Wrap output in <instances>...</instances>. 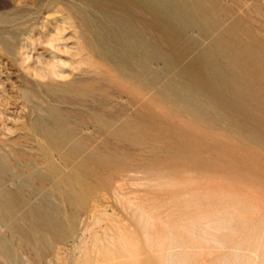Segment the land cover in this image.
Listing matches in <instances>:
<instances>
[{
    "label": "rangeland",
    "instance_id": "obj_1",
    "mask_svg": "<svg viewBox=\"0 0 264 264\" xmlns=\"http://www.w3.org/2000/svg\"><path fill=\"white\" fill-rule=\"evenodd\" d=\"M149 1L165 51L139 82L98 49L80 1L0 0V136L18 152L2 164L19 168L0 264H264V0ZM39 173L64 204L41 202Z\"/></svg>",
    "mask_w": 264,
    "mask_h": 264
},
{
    "label": "bare ground",
    "instance_id": "obj_2",
    "mask_svg": "<svg viewBox=\"0 0 264 264\" xmlns=\"http://www.w3.org/2000/svg\"><path fill=\"white\" fill-rule=\"evenodd\" d=\"M78 1H80V3L82 4V5H84L83 6V10H84V13L87 15V16H89V18H90V20H89V25H87V26H90V28H91V30H92V32H93V35H94V37H95V39L98 41V43H97V45H98V49L99 48H103V50H104V53H105V57H110V58H114L115 60V62L118 64V66H120V68L121 69H123L127 74H129L132 78H133V80L134 79H136V80H139V82H144V81H149V80H151L152 79V76L151 75H149V73H147V69H148V66L150 65L149 63H150V61H151V58L152 57H157L158 59H161L162 58V55L164 54V47H163V45L162 44H160V37L158 36V35H150V34H148V32H150L151 33V30L153 31V29L155 28V27H159V26H161L162 25V21L160 20V18H159V16H160V13H161V8L160 7H156V8H152L151 6H150V4H149V0H78ZM93 5H97V6H102V7H104L107 11H108V8H110V7H114V8H116V12H114V11H109V13L108 12H106L107 13V15H106V13L102 16V15H99V14H97V13H95L94 12V10L92 9V6ZM110 9H113V8H110ZM109 9V10H110ZM101 11H103V10H101ZM125 11H127L128 12V14H125L124 12ZM100 13H102V12H100ZM139 18H141V19H144L146 22H147V25H144V24H142V25H139L136 21L139 19ZM87 21V20H86ZM88 22V21H87ZM128 24V26H127V29H123L122 28V26L121 25H119V24ZM62 25V24H61ZM63 26V25H62ZM64 27H61V29H63ZM49 32V31H48ZM57 32V31H56ZM64 32V31H63ZM63 32H62V34H63ZM61 35V34H60ZM151 36V37H149V36ZM90 37V36H89ZM163 38H165L166 39V37H164L163 36ZM89 39V38H88ZM57 40H59L58 38H57ZM87 40V39H86ZM162 41V40H161ZM168 41V40H167ZM55 42V41H54ZM84 42V41H83ZM51 43V42H50ZM57 43V42H56ZM95 43V42H94ZM162 43V42H161ZM168 43V42H167ZM171 43H173V42H171ZM87 44V43H86ZM57 45V44H56ZM94 45V44H93ZM92 45V46H93ZM169 45V44H168ZM170 45H172V44H170ZM170 45H169V47H170ZM88 46L90 47V45L88 44ZM186 47V46H185ZM84 48V47H83ZM87 48V47H86ZM92 48V47H91ZM96 48V47H95ZM152 48V49H151ZM153 48H157L156 50H154L153 51ZM172 49V48H171ZM175 49H177L176 47H175ZM184 49V48H183ZM187 49H188V47H187ZM215 49H216V47H215ZM91 50V49H90ZM92 50H93V48H92ZM95 51H96V49H94ZM175 51V50H174ZM214 51V50H213ZM92 52V51H91ZM176 52V51H175ZM178 52H179V50H178ZM181 52V51H180ZM187 52V51H186ZM215 52V51H214ZM80 54H82V53H80ZM95 54V53H94ZM177 54V53H176ZM180 54V53H179ZM186 54V53H185ZM76 55H77V53H76ZM83 55V54H82ZM178 55V54H177ZM99 56V55H98ZM165 56V55H164ZM179 57H180V55H178ZM186 56V55H185ZM216 56V55H215ZM64 57V56H63ZM73 57V56H72ZM76 57V56H75ZM79 57H82V56H79ZM78 57V58H79ZM92 57V56H91ZM90 58V57H89ZM93 58V57H92ZM91 58V59H92ZM101 58V57H100ZM66 58H64L63 60L64 61H66L65 60ZM81 59H83V58H81ZM102 59V58H101ZM180 59V58H179ZM57 60H59V59H57ZM57 60H55V62L57 61ZM62 60V59H61ZM62 60V61H63ZM77 60V59H76ZM80 60V59H79ZM78 60V61H79ZM106 61H107V59H105ZM51 61V60H50ZM62 61H60L61 63H62ZM163 61V60H162ZM194 61H197L196 59H194ZM193 61V65H197V64H195V62ZM54 62V61H53ZM52 62V63H53ZM58 63H59V61H57ZM80 62V61H79ZM83 62V61H82ZM110 62V61H109ZM113 62V61H112ZM198 62V61H197ZM220 62V61H219ZM66 63V62H65ZM78 63V62H77ZM77 63H76V65H77ZM79 64V63H78ZM82 64V63H81ZM191 64V63H190ZM190 64H189V66H190ZM199 64V63H198ZM222 64V63H221ZM224 64V63H223ZM222 64V65H223ZM50 65V64H49ZM59 65V64H58ZM72 65V64H71ZM230 65V64H229ZM65 66V65H64ZM159 66V65H158ZM198 66V65H197ZM202 66L203 65H201V69H202ZM220 66V65H219ZM225 65H223V67H224ZM232 66V65H231ZM49 67H51V66H49ZM55 67V66H54ZM62 67H63V65H62ZM72 67H74L73 65H72ZM77 67V66H76ZM75 67V68H76ZM48 68V67H47ZM57 68V67H56ZM80 68H81V65H80ZM196 68V67H195ZM54 69V68H53ZM58 69H59V67H58ZM72 69V68H71ZM94 69H95V67H94ZM100 69V68H99ZM155 69H156V67H155ZM59 70H61V69H59ZM62 70H64L63 68H62ZM88 70V69H87ZM92 70V69H91ZM192 70V69H191ZM203 70V69H202ZM48 71V74H49V70H47ZM81 71V70H80ZM98 72H99V70H97ZM155 71V70H154ZM194 71V70H193ZM205 71V70H204ZM62 72V71H61ZM61 72H60V74H61ZM161 72V71H160ZM166 72V71H165ZM168 72V71H167ZM57 73H59V72H57ZM65 73V72H64ZM94 73H96V72H94ZM100 73V72H99ZM168 73H170V72H168ZM177 73V72H176ZM62 74H63V72H62ZM86 74V73H85ZM98 74V73H97ZM157 74V73H156ZM171 74V73H170ZM169 74V75H170ZM229 74H230V72H229ZM54 75V74H53ZM168 75V76H169ZM204 75V74H203ZM206 75V74H205ZM204 75V76H205ZM233 75H235V73L233 74ZM161 76V75H160ZM160 76H158V78H160ZM170 76H172V74L170 75ZM61 77H64V76H62L61 75ZM102 77V76H101ZM172 77H174V75L172 76ZM206 77V76H205ZM230 77H232V75H230ZM96 78H97V76H96ZM175 78V77H174ZM233 78V77H232ZM237 78V77H236ZM102 79V78H101ZM165 79V78H164ZM173 79V78H172ZM205 79V78H204ZM74 80V79H73ZM73 80H71V81H73ZM80 80V79H79ZM79 80H77V81H79ZM97 80V79H96ZM95 80V81H96ZM163 80V79H162ZM239 79H237V81H238ZM67 81H69V80H67ZM176 81V80H175ZM240 81V80H239ZM70 82V81H69ZM65 83V82H64ZM68 83V82H67ZM95 83H97V82H95ZM172 83V82H171ZM170 83V84H171ZM243 83V82H242ZM242 83L240 84V85H242ZM101 84V83H100ZM104 84V83H103ZM174 84V83H173ZM227 84V83H226ZM232 85H236V84H232ZM98 86H99V82H98ZM103 86V85H102ZM100 87V88H103V87ZM158 86H159V84H158ZM163 86V85H162ZM177 86V85H176ZM175 85H174V89H175V87H176ZM228 86V85H227ZM237 86H239V85H237ZM181 87V86H180ZM231 87V86H230ZM240 87V86H239ZM244 87V86H243ZM94 88H96V86L94 87ZM236 88V87H235ZM242 88V87H241ZM97 90H99L98 88H96ZM104 89V88H103ZM103 89H102V91H103ZM184 89V88H183ZM187 89H189V88H187ZM236 89H238V88H236ZM235 89V90H236ZM94 90V89H93ZM92 90V91H93ZM214 90V89H213ZM243 90H244V88H243ZM90 91V93H91V90H89ZM180 91H182V90H180ZM186 91V90H185ZM231 91V94H232V89L230 90ZM239 91H242L241 89L240 90H237V92L238 93H236V94H239ZM171 92V91H170ZM193 92V91H192ZM191 92V93H192ZM243 92V91H242ZM224 93L226 94V91H224ZM88 94V93H87ZM92 94V93H91ZM93 94H94V92H93ZM99 94V93H98ZM183 94V93H182ZM95 95V94H94ZM97 95V94H96ZM168 95V94H167ZM64 96V95H63ZM82 96V95H81ZM93 96V95H92ZM187 96H188V94H187ZM205 96V95H204ZM214 96V95H213ZM215 96H216V93H215ZM237 96V95H236ZM66 97V96H65ZM69 97V96H68ZM102 97H104V96H102ZM171 97V96H170ZM227 97H228V93H227ZM230 97H231V95H230ZM29 98V97H28ZM86 98V97H85ZM84 98V96H83V98L82 97H80V98H78V100L79 101H84L85 102V100L87 99H85ZM90 98H92V100L94 101H97V102H99L98 100H96V99H94L95 98V96H94V98L93 97H91L90 96ZM89 98V99H90ZM229 98V97H228ZM227 98V99H228ZM233 98V97H232ZM57 99H59V98H57ZM122 99V98H121ZM127 99V98H126ZM172 99H174V98H172ZM234 99H235V97H234ZM29 100V99H28ZM76 100V99H75ZM104 99H102V101H103ZM224 100V99H223ZM239 100H240V98H239ZM29 101H31V100H29ZM43 101V100H42ZM50 101V100H49ZM62 101V100H61ZM65 101H66V99H65ZM87 101V100H86ZM202 101H204L205 102V100H202ZM228 101V100H227ZM226 101V102H227ZM48 102V101H47ZM96 102V103H97ZM109 102H112V100H110ZM132 103H133V101H131ZM130 102V103H131ZM216 102H218V101H216ZM231 103H232V101H230ZM233 102H234V100H233ZM243 102V101H242ZM70 103V102H69ZM88 103V102H87ZM206 103V102H205ZM204 103V104H205ZM32 104V103H31ZM75 104V103H74ZM92 104V103H91ZM95 104V103H94ZM208 104V103H207ZM213 104V103H212ZM219 104V103H218ZM234 104V103H233ZM238 104H239V102H238ZM36 105V104H35ZM79 105H80V102H79ZM98 105H99V103H98ZM105 105V104H104ZM108 105V104H107ZM209 105V104H208ZM111 106V105H110ZM114 106V105H113ZM125 106H127V105H125ZM213 106V105H212ZM217 106V105H216ZM231 106H232V104H231ZM103 107V106H102ZM201 107V106H200ZM210 107V106H209ZM214 108H215V106H213ZM239 107H241V104H239L238 105V108ZM114 108V107H113ZM127 108V107H126ZM233 108V107H232ZM242 108V107H241ZM89 109V108H88ZM96 109V108H95ZM203 109V108H202ZM204 109H206V107L204 108ZM224 109V108H223ZM222 109V110H223ZM99 110V109H98ZM96 111L97 113L99 112V111ZM101 110H103V108H101ZM208 110H209V108H208ZM213 110V109H212ZM221 110V109H220ZM227 110H229V109H227ZM245 110V109H244ZM93 111V110H92ZM113 111V110H112ZM124 111V110H123ZM216 111V110H215ZM237 110H236V108H235V111H233V112H236ZM96 112L94 113V114H96ZM103 112H104V110H103ZM103 112H101V113H103ZM115 112V111H114ZM125 112V111H124ZM206 112V111H205ZM227 112V111H226ZM238 112V111H237ZM244 112V111H243ZM100 113V114H101ZM116 113V112H115ZM117 113H119V111H117ZM122 113V112H121ZM127 113V112H126ZM126 113H124V114H126ZM240 113V112H239ZM248 113V112H247ZM247 113H246V116H247ZM104 114V113H103ZM120 114V113H119ZM228 114V113H227ZM121 115V114H120ZM123 115V114H122ZM228 115H230V114H228ZM238 115V114H237ZM242 115V114H241ZM95 116V115H94ZM111 116H113V115H111ZM244 116H245V113H244ZM251 116V115H250ZM91 117V116H90ZM248 117H249V115H248ZM96 118H97V116H96ZM231 118H233L232 116H231ZM93 119H94V117H93ZM241 119H242V116H241ZM251 119H252V116H251ZM256 119V118H255ZM89 120V119H88ZM87 120V121H88ZM98 120V119H97ZM229 120H231V119H228V121ZM248 120V119H247ZM257 120V119H256ZM242 121H243V119H242ZM252 121V120H251ZM107 122V121H106ZM224 122V121H223ZM232 122V121H231ZM235 122V121H234ZM245 122H246V120H245ZM255 124H256V121H253ZM91 122H89V124H90ZM112 123V122H111ZM124 123V122H123ZM122 123V124H123ZM250 123V122H249ZM98 124V123H97ZM125 125H126V123H124ZM235 124V123H234ZM103 125V124H102ZM112 125H114V122L112 123ZM229 125V124H228ZM246 125H248V124H246ZM117 126V125H116ZM124 126V125H123ZM130 126V125H129ZM133 126H134V124H133ZM237 126V125H236ZM252 126V125H251ZM100 127V126H99ZM126 127V126H125ZM246 127H249L250 128V126L248 125V126H245V129H247ZM2 128V127H1ZM123 128V127H122ZM131 128V127H130ZM252 128V127H251ZM251 128H250V130H251ZM254 128H256V127H253V129ZM262 128V127H261ZM240 129V128H239ZM258 129H260V127L258 128ZM249 130V129H248ZM262 130L260 129V132H261ZM246 133H247V131H246ZM251 133V132H250ZM255 133V132H254ZM7 134V133H6ZM255 134H258V133H255ZM263 134V133H262ZM73 135V134H72ZM261 136V135H260ZM262 137V136H261ZM84 140H85V138H84ZM81 141V140H80ZM83 141V140H82ZM76 142V141H75ZM85 142V141H84ZM87 142V141H86ZM105 142V141H104ZM79 145V144H78ZM82 145V144H81ZM17 146V145H16ZM33 149V148H32ZM18 151V150H17ZM21 151V150H20ZM23 152V151H22ZM16 153H18V152H16L15 150H14V147L12 148L11 146H10V141H8V140H5V139H3V137H1L0 136V196H3V195H5V194H7V193H12L15 189H16V187H15V189L12 187V185H14L16 182H17V180H15V179H17L16 178V176H19V173H18V171H19V168H18V171H17V169H16V171H12V172H9V170H10V168L9 167H7L6 166V169L7 168H9V170L7 169V171L8 172H6V170H3V160L4 159H8V157H10L11 155L13 156L14 154L16 155ZM19 154H20V152H19ZM24 154V153H23ZM31 154V153H30ZM32 155H34V154H32ZM22 156V155H21ZM24 156V155H23ZM27 157H30L29 155L27 156ZM34 157V156H33ZM14 158V157H13ZM12 157H11V161H13L14 159H13ZM18 158H20V157H18ZM22 158H24V157H22ZM25 159H27V158H25ZM30 159V158H29ZM18 160V159H17ZM24 160V159H23ZM36 160H37V158H36ZM16 161V160H15ZM28 161V160H27ZM40 161H42V160H40ZM39 161V162H40ZM18 161H16V163H17ZM20 162H21V160H20ZM25 162H26V160H25ZM43 162V161H42ZM9 163L11 164V162L9 161ZM28 163V162H27ZM36 163H38V162H36ZM44 163V162H43ZM15 164V163H14ZM22 165H24V164H22ZM39 165V164H38ZM11 166H12V164H11ZM21 166V165H20ZM25 166V165H24ZM37 166V165H36ZM35 166V167H36ZM41 166V165H40ZM28 167V166H27ZM39 167V166H38ZM42 167V166H41ZM40 167V168H41ZM15 169V168H14ZM25 169V168H24ZM28 169V168H27ZM32 169V168H31ZM31 169H29V170H31ZM45 169V168H44ZM20 170H23V169H20ZM34 169H32L31 171H33ZM30 171V172H31ZM40 172V171H39ZM33 173V172H32ZM24 174H25V171H24ZM29 173H27V175H28ZM31 174V173H30ZM43 174V173H42ZM45 175H46V172L44 173ZM32 175V174H31ZM34 176V175H33ZM38 176V175H37ZM42 175H40V173H39V177H37V179H36V182H34L35 183V189H36V191H39V192H42L43 193V196L41 197V195H40V197H41V202L42 201H45L48 197H49V195H53L55 198H58L57 197V195L55 194V192H60L58 195H60L59 197H62V199H61V201H60V199H58L59 200V202H61L62 204H64L65 202H64V197L62 196L63 195V193H65V190L64 189H62L61 188V185L58 183V182H56V180H54L53 181V183H50L51 184V187H48L47 186V184L49 183H46V179H48L47 177H41ZM28 177H29V175H28ZM31 178V177H30ZM36 178V176L35 177H33V179H35ZM32 179V180H33ZM50 180V179H49ZM48 181V180H47ZM52 182V181H51ZM18 183H20V182H18ZM34 183H32V184H34ZM24 187V186H23ZM19 188V187H18ZM20 189V188H19ZM32 190H34L33 188H31ZM18 191V190H17ZM53 191V192H52ZM30 194H31V192H29ZM33 193V192H32ZM41 193V194H42ZM67 193V192H66ZM18 194V193H17ZM34 195L32 194V197H33ZM38 196V195H37ZM21 197V196H20ZM31 197V196H30ZM52 197V196H51ZM2 198V197H1ZM35 198V197H34ZM38 198H39V196H38ZM64 198V199H63ZM21 199V198H20ZM23 199V198H22ZM52 199H54V198H52ZM1 200V199H0ZM40 200V199H39ZM30 201H31V198H30ZM4 202V201H3ZM2 202V203H3ZM30 202H28V204H29ZM46 203V202H45ZM45 203L43 202V204L45 205ZM9 204V203H8ZM36 204V203H35ZM50 204H51V202H50ZM19 205V204H18ZM32 205V204H31ZM34 205V204H33ZM41 205V204H40ZM40 205H38V206H40ZM46 205H47V203H46ZM53 204H51V208L53 207L52 206ZM48 206V205H47ZM62 206V205H61ZM0 207H3L2 205H1V203H0ZM35 207V206H34ZM40 208V207H39ZM42 209V208H41ZM57 209H59L60 210V205L57 207ZM1 210H3V209H1ZM32 210H33V206H32ZM39 210V209H38ZM43 210V209H42ZM50 210H52V209H50ZM61 210H62V207H61ZM5 211V210H4ZM14 211V210H13ZM45 211V210H44ZM54 211H55V209H54ZM53 210H52V212H54ZM1 212V211H0ZM31 211H29V213H30ZM34 212H37V211H34ZM39 212V211H38ZM40 212H41V210H40ZM39 212V213H40ZM51 212V213H52ZM50 213V212H49ZM56 213V212H55ZM33 214V213H32ZM37 214V213H36ZM54 214V213H53ZM2 215V214H1ZM44 215V214H43ZM51 215V214H50ZM56 215H57V213H56ZM56 215H55V217H56ZM7 216V215H6ZM35 216H38V215H35ZM60 216V215H59ZM40 217V216H39ZM53 217V216H52ZM52 217H50V218H52ZM4 218V217H3ZM6 218V217H5ZM44 218L45 217H42L41 219H43L44 220ZM54 218V217H53ZM62 218V217H61ZM40 219V218H39ZM39 219H36V222H37V220L38 221H40ZM55 219V218H54ZM3 219L1 218V221H2ZM9 220V219H8ZM8 220H7V222H8ZM43 220H41V221H43ZM47 221H48V219H46ZM40 221V222H41ZM46 221V222H47ZM61 221V220H60ZM58 222V221H57ZM56 222V223H57ZM1 223V222H0ZM38 223V222H37ZM41 223H43V222H41ZM49 223V222H48ZM51 223H53V220L51 221ZM55 223V224H56ZM65 223V222H64ZM7 224H9V223H7ZM12 224V223H11ZM14 224V223H13ZM1 225V224H0ZM10 225V224H9ZM42 225H44V223L42 224ZM54 225V224H53ZM59 225H60V223H59ZM64 225H66V224H64ZM17 226V225H16ZM15 226V227H16ZM39 226H40V224H39ZM15 227L13 226V227H11V228H13L14 230H15ZM5 228V227H4ZM47 228H48V225H47ZM50 228V227H49ZM56 228V227H55ZM60 228V227H59ZM58 228V229H59ZM18 229V228H17ZM16 229V230H17ZM14 230H13V232H14ZM52 230V229H51ZM64 230H66V229H64ZM54 231V230H53ZM68 231V230H67ZM73 231V230H72ZM71 231V232H72ZM58 232V231H57ZM56 232V233H57ZM58 234V233H57ZM60 235V234H59ZM66 235H67V233H66ZM61 240V239H60ZM62 243V242H61ZM63 244V243H62ZM59 245V244H58ZM57 245V246H58ZM56 247V246H55ZM61 249V248H60ZM49 253H51V250L49 249ZM2 254H3V252H2ZM1 254V255H2ZM15 255V254H14ZM52 255H54V253L52 254ZM51 255V256H52ZM55 256V258L58 260V261H61L62 263H64V260H62V258H61V256H59V255H54ZM42 257V256H41ZM19 258V257H18ZM50 258V257H49ZM54 258V259H55ZM53 259V260H54ZM55 259V262L57 261ZM17 260H19V259H17ZM16 260V262H19V261H17ZM41 260V259H40ZM51 260V259H50ZM66 260V259H65ZM9 261H10V259H9ZM21 261V260H20ZM22 262V261H21ZM50 262H52V260L50 261ZM54 262V261H53ZM10 263V262H9ZM29 263V262H28ZM16 264H19V263H16ZM24 264V263H23ZM47 264H48V262H47ZM259 264V263H258Z\"/></svg>",
    "mask_w": 264,
    "mask_h": 264
}]
</instances>
